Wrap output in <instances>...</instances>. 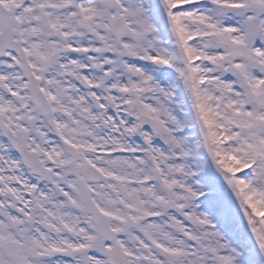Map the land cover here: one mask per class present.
Segmentation results:
<instances>
[{"label":"snow or ice","instance_id":"6c2138e0","mask_svg":"<svg viewBox=\"0 0 264 264\" xmlns=\"http://www.w3.org/2000/svg\"><path fill=\"white\" fill-rule=\"evenodd\" d=\"M0 264H264V0H0Z\"/></svg>","mask_w":264,"mask_h":264}]
</instances>
